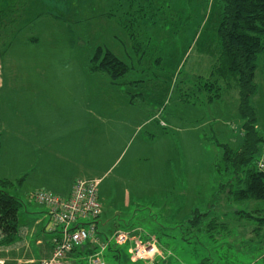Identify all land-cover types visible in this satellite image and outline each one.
Wrapping results in <instances>:
<instances>
[{"label":"rangeland","instance_id":"rangeland-1","mask_svg":"<svg viewBox=\"0 0 264 264\" xmlns=\"http://www.w3.org/2000/svg\"><path fill=\"white\" fill-rule=\"evenodd\" d=\"M216 1L219 7L221 0H0L5 83H12L19 70L37 63L38 53L48 55L65 46L83 51L77 62L85 72L100 47L130 68L116 81L123 84L124 97L134 100L121 112L130 132L128 147H122L125 153L113 166L122 148L101 160V148L84 145L86 167L102 170L100 177L113 167L99 184L102 214L94 221L98 241L91 245L94 248L85 245L83 254L89 248L91 253L86 255L105 247L101 257L105 264H264V221H258L264 219V201L234 202L230 191H236L233 187L237 184L231 185L236 180L215 170L220 153L215 142L234 150L243 142L238 96L232 92L223 101L209 104L204 102L207 94L199 91L201 83L198 92L193 87L194 80L205 84L214 63L210 41L216 38ZM37 2L46 8L39 9L34 5ZM93 3L99 8L91 10ZM107 16L108 35L104 37L110 36L109 41L79 40L81 34L88 38V30L95 29L97 20ZM17 25H28L23 35L49 32L47 27L51 31L39 36V43L6 41L20 32ZM258 64L259 92L253 106L264 137V54ZM28 74L19 73L17 79L27 82ZM181 81L186 85L181 86ZM116 95L115 89L112 97ZM8 190L24 202L19 215L21 226L31 227L35 216L43 217L31 212L46 208L34 201V191L27 196L16 194L11 187ZM197 213L206 215L195 226L191 221ZM52 225L50 220L38 239L24 232L14 245L0 246V257L8 264L50 257L52 235L48 230ZM117 229L143 230L139 235L159 243V254L133 262L131 243L116 245L110 241ZM76 259L78 264H87L82 255Z\"/></svg>","mask_w":264,"mask_h":264},{"label":"crops","instance_id":"crops-1","mask_svg":"<svg viewBox=\"0 0 264 264\" xmlns=\"http://www.w3.org/2000/svg\"><path fill=\"white\" fill-rule=\"evenodd\" d=\"M34 5L39 9L41 6L46 8L40 2ZM91 8L94 10L99 8V5L93 3ZM108 18L109 16L102 21L97 20L93 25L96 28L88 30L89 33L86 34L88 38L81 34L79 40L109 41L110 36L104 37L108 35ZM17 26L20 32L13 37L5 38L6 41L39 43L41 41L39 36L51 31V28L47 27L49 32L23 35V32L29 29L28 25ZM60 36L62 33L58 34V37ZM69 47L50 51L48 55L38 53L35 56L37 63L19 70L12 83L3 81V54L0 51V181H10L11 189L16 194L29 196L33 191L34 193L43 191L66 200L70 197L77 179L101 182L125 153L123 148L128 147L129 125L121 112L128 109L130 102L133 103L134 100L124 97L122 83H117L101 73H91L89 68L88 72H85L80 62H77L81 61L79 58L83 51ZM8 52L9 50L5 51L4 56ZM68 70L74 73L65 74ZM22 72L29 73L27 82L17 79L18 74ZM115 89L117 95L114 99L112 93ZM255 98L253 102H256ZM162 125L165 126L163 122ZM133 132L135 133V129ZM86 144L91 148L103 150V153H100L102 156L98 158L101 160L105 159V154L114 155L120 152L122 147L123 151L121 150L122 154L115 163L113 162V166L106 174L100 177L99 173L102 170L96 169V166L84 165L83 149ZM92 150L93 154H98L97 150ZM8 156H11V159ZM6 173L9 175L5 176ZM125 196L128 198L129 195L125 193ZM32 211L41 216L43 214V217L35 216L34 220L30 214ZM31 212H28V215L34 223L31 227L21 226V233L29 232L38 239L50 218L46 208L45 210L42 208L41 212L36 210ZM129 232L144 234L140 229ZM39 243L41 244L38 240L37 244L40 245Z\"/></svg>","mask_w":264,"mask_h":264},{"label":"trees","instance_id":"trees-1","mask_svg":"<svg viewBox=\"0 0 264 264\" xmlns=\"http://www.w3.org/2000/svg\"><path fill=\"white\" fill-rule=\"evenodd\" d=\"M217 4L216 1V38L210 41L214 63L205 84L194 80L193 87L198 92V84L201 83L199 91L207 94L204 102L209 104L223 101L232 92L238 96L243 142L238 150L215 142L214 146L220 151L215 170L236 180L231 184H237L233 187L236 191H230L234 202L264 201V169L259 168L260 162L264 161V137L260 133L258 114L253 106V99L259 92L256 84L258 62L264 54V0H221L219 7ZM89 69L116 82L130 68L114 53L100 47L95 50ZM183 84L186 85L181 81V86ZM11 186L10 181H0V246L14 245L22 238L19 215L24 202L9 193ZM197 214L191 221L195 226L206 215ZM250 218L254 217L250 215ZM261 220L264 221H258ZM86 245L94 248L91 244ZM90 248L86 254L91 253ZM84 250L75 251V254L83 255Z\"/></svg>","mask_w":264,"mask_h":264},{"label":"built area","instance_id":"built-area-1","mask_svg":"<svg viewBox=\"0 0 264 264\" xmlns=\"http://www.w3.org/2000/svg\"><path fill=\"white\" fill-rule=\"evenodd\" d=\"M259 168L264 169V161L260 162ZM99 184V180L78 179L66 200L51 193L35 192L32 197L36 203L46 206L48 217L53 222L48 230L52 235L51 256L37 260H19L16 264H78L75 251H81L84 245H92L98 241L97 223L94 221L102 214L98 198ZM85 222L88 224H84ZM110 241L116 245L131 243L129 253L133 262L147 261L159 254L158 243L143 240L138 233L115 230ZM105 250L103 247L101 252L83 254L82 258L87 264H105L101 259ZM0 264L8 262L0 257Z\"/></svg>","mask_w":264,"mask_h":264}]
</instances>
